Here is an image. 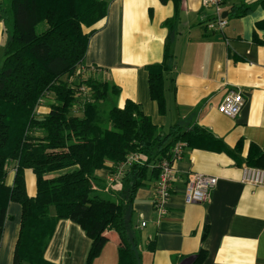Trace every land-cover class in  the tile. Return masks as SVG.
I'll list each match as a JSON object with an SVG mask.
<instances>
[{
  "label": "crops",
  "instance_id": "crops-1",
  "mask_svg": "<svg viewBox=\"0 0 264 264\" xmlns=\"http://www.w3.org/2000/svg\"><path fill=\"white\" fill-rule=\"evenodd\" d=\"M255 1L226 0L223 13L228 25L223 34L205 29L213 11L202 9V0H179L171 30L165 23L173 17L174 5L159 0H111L102 20L83 27L85 33L93 31L84 64L94 69L93 77L119 89L118 108L131 101L163 132L180 124L198 126L209 135L199 145L185 147L174 164L164 217L158 220L152 207L155 182L136 192L133 223L142 238V264H183L200 249L206 252L201 264H264V186L241 182L249 146L264 151V8L239 18L229 15L232 7ZM5 7L7 0H0V56L10 33V24L1 15ZM168 36L175 68L166 83L167 111L161 115L150 98L147 67L161 63ZM232 89L240 90L245 102L235 118L217 111ZM47 112L43 105L37 109L38 115ZM239 141L242 147L235 152ZM110 168L107 163L96 177L107 183ZM196 174L215 177L217 183L206 201L186 204L185 186ZM13 175L14 170L7 175L8 185ZM24 178L27 195L34 197L31 170L24 171ZM21 212L18 203L8 204L0 264H13ZM106 234L109 241L92 264H117L121 240L112 230ZM90 246L77 224L62 219L43 257L51 264H87Z\"/></svg>",
  "mask_w": 264,
  "mask_h": 264
},
{
  "label": "trees",
  "instance_id": "trees-1",
  "mask_svg": "<svg viewBox=\"0 0 264 264\" xmlns=\"http://www.w3.org/2000/svg\"><path fill=\"white\" fill-rule=\"evenodd\" d=\"M110 1L7 0L1 9L10 33L0 64V239L7 206L18 203L22 212L13 264H51L43 254L62 219L77 224L91 240L87 264L109 241L108 230L122 243L117 264H142V238L133 223L136 192L156 183L159 164L171 158L176 144L193 148L209 136L195 125L174 124L163 132L135 103L126 101L118 108L115 85L99 81L90 71L83 74L93 33L83 27L102 20ZM159 1L174 5V15L165 23L171 30L179 0ZM258 7L264 8V0L232 7L229 15L239 18ZM41 23L45 29L38 32ZM174 68L168 36L161 63L147 67L150 98L161 115L167 111L166 83ZM78 70L82 73L76 74ZM82 86L90 91L85 102ZM45 98L52 99L48 112L38 116ZM241 147L239 141L235 152ZM131 153L141 163L131 164L120 181L108 185L96 177L107 163L116 166ZM244 164L264 170V151L251 144ZM9 165L14 170L11 185L6 183ZM25 170L35 177L34 197L26 193ZM205 256L200 249L191 256L192 264H201Z\"/></svg>",
  "mask_w": 264,
  "mask_h": 264
},
{
  "label": "built area",
  "instance_id": "built-area-1",
  "mask_svg": "<svg viewBox=\"0 0 264 264\" xmlns=\"http://www.w3.org/2000/svg\"><path fill=\"white\" fill-rule=\"evenodd\" d=\"M226 0H202V9H210L213 11V17L205 23V29L211 33L223 34L228 25L227 17L223 16V9ZM90 71L88 68L83 69ZM94 71V69H92ZM90 71V72H92ZM82 73L78 70L76 74ZM83 102L87 101L90 96V91L86 87H80ZM244 99L240 90L232 89L226 93L217 107L218 113L229 118H235L240 113L244 106ZM81 104L77 105L79 109ZM184 143H178L172 150L171 158L164 160L159 164L160 173L155 183L154 192L152 196V207L157 219H161L167 212V203L170 197L172 182L174 181V164L183 157ZM140 164V158L137 154L131 153L126 157L123 163L116 166H111L113 172H110L107 184H112L115 181H120L125 174L127 168L133 164ZM242 176L241 182L252 186H264V170L243 165L241 168ZM217 183L215 177L196 174L191 177L186 183L184 190V202L186 204L202 203L206 201ZM142 227L145 223L141 224Z\"/></svg>",
  "mask_w": 264,
  "mask_h": 264
},
{
  "label": "rangeland",
  "instance_id": "rangeland-1",
  "mask_svg": "<svg viewBox=\"0 0 264 264\" xmlns=\"http://www.w3.org/2000/svg\"><path fill=\"white\" fill-rule=\"evenodd\" d=\"M44 29H45V24L44 23L39 24L38 27L36 28V30L38 32H41ZM1 59H2V56H0V64H1ZM49 101H52V99L45 98V99L42 100L41 105L47 107V104H48ZM38 116H41V115H38ZM12 173H13V166L12 165H9V167H8V174L11 175Z\"/></svg>",
  "mask_w": 264,
  "mask_h": 264
},
{
  "label": "water",
  "instance_id": "water-1",
  "mask_svg": "<svg viewBox=\"0 0 264 264\" xmlns=\"http://www.w3.org/2000/svg\"><path fill=\"white\" fill-rule=\"evenodd\" d=\"M226 12H224L223 13V16H226ZM194 262V258H188V259H186L184 262H183V264H192Z\"/></svg>",
  "mask_w": 264,
  "mask_h": 264
}]
</instances>
